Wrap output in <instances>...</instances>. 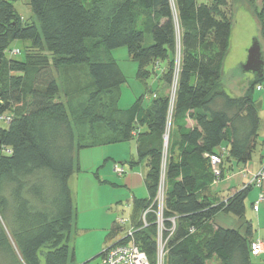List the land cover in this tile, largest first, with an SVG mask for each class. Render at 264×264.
<instances>
[{
	"label": "trees",
	"instance_id": "trees-1",
	"mask_svg": "<svg viewBox=\"0 0 264 264\" xmlns=\"http://www.w3.org/2000/svg\"><path fill=\"white\" fill-rule=\"evenodd\" d=\"M16 1L0 0V121L7 125L0 128V264H75L68 180L78 154L134 136L147 198H133L130 218L149 264H156L152 212L162 169L165 230L174 221L163 264H255L251 225L242 234L213 220L219 212L243 220L251 187L224 201L206 194L215 181L208 156L221 158V180L231 164L251 160L261 124L253 92L264 72L238 96L222 85L230 1L240 0H28L29 23ZM247 3L264 46V1ZM15 41L26 42L22 60L11 57ZM118 48L136 63L137 80L151 76L161 85L147 90V104L141 95L119 107L125 77L112 56ZM222 144L225 155L217 152ZM141 206L140 213L151 209L145 227L133 215ZM111 232H122L115 221Z\"/></svg>",
	"mask_w": 264,
	"mask_h": 264
},
{
	"label": "rangeland",
	"instance_id": "rangeland-1",
	"mask_svg": "<svg viewBox=\"0 0 264 264\" xmlns=\"http://www.w3.org/2000/svg\"><path fill=\"white\" fill-rule=\"evenodd\" d=\"M85 1L90 2L91 0ZM197 2L209 4L211 0H197ZM230 2L232 29L229 50L223 64L222 84L227 82V79L231 82L233 78L241 80L242 76H253L250 73H242L238 67L241 66L239 65V59L244 58L243 62H245L246 50L249 48L252 39L258 36L255 21L246 11V9L249 12L251 10L247 0ZM239 3H242L241 5L246 9L239 7ZM14 7L24 22L29 23L33 20L28 0H18L14 3ZM252 32L254 35L250 37ZM25 46L26 42H12L9 49H18L21 54L11 57L15 60H22L24 54L22 51ZM262 55L264 57V51ZM6 56L9 57V54L6 53ZM112 56L125 77V84L121 87L119 107H129L132 101L141 95L145 97L144 102L148 101V97L152 95L147 90L154 91L156 85H159L157 78L152 79L150 76L143 81L137 80L135 78L137 65L128 58L126 48L113 50ZM173 91L174 85H170L168 87L170 98L173 97ZM259 94V92L254 91V98L257 99ZM6 126L5 122L0 121V128L4 129ZM131 161L135 163L132 169L129 167ZM78 165V170L68 180L74 208V221L69 246L74 252L75 264H82L120 238L121 233L111 232V224L116 219L131 214L126 207L130 199L132 207L133 198L129 197L130 193L135 198H145L147 196L144 186V176L147 169L145 161L137 163L134 139L124 143L81 150L78 154ZM114 166L122 167L125 174L118 176L114 172ZM132 171L140 173L143 179L135 175L129 177L130 181L133 182V191H130L123 186V179ZM142 208L141 206L139 209L134 210L135 219L142 214L140 213ZM147 218L146 216L145 219L149 221ZM215 222L220 226L235 229L239 220L233 215L220 213L215 218ZM154 224L156 225V220H154ZM252 260L255 264H262L260 258L253 257Z\"/></svg>",
	"mask_w": 264,
	"mask_h": 264
},
{
	"label": "crops",
	"instance_id": "crops-1",
	"mask_svg": "<svg viewBox=\"0 0 264 264\" xmlns=\"http://www.w3.org/2000/svg\"><path fill=\"white\" fill-rule=\"evenodd\" d=\"M262 1L264 0H256V5L260 6ZM241 4L242 3H239L238 6L244 7ZM246 11L252 17L249 10L246 9ZM253 35L254 33L252 32L250 34V37H252ZM243 59L242 60L239 59L240 61L239 65L244 63ZM239 68L240 67H238V69ZM222 76H223V72H222ZM253 79L254 77L251 75L245 76V77L242 76L241 80H238V78L237 79L233 78L230 82L227 79V82L223 83L222 85L229 94L233 96H238L246 89V87H248V85L253 81ZM263 84L264 82L259 86L260 87L259 90L257 89L255 90L260 93L259 95H257V99L254 98L253 96V99L255 101L254 105L257 109L259 118L261 120V124H260L257 144L253 152L252 158L249 162H247L244 165L234 164V163L231 164L230 168L225 170L224 177L221 180L217 181L216 183L211 184L210 187L207 189L206 194L209 196V198L216 196L219 198V200H222V201L226 200V198L232 195L234 192L243 189L244 185L248 183V180L251 178V176L254 175L262 167L264 163V85ZM160 88H161L160 84L156 86V90L159 91ZM134 100L132 102H134ZM147 103L148 102H146V104ZM122 109H125V108H122ZM191 126H192V122L188 121V127H191ZM171 138L172 140L176 139V134L172 133ZM133 139L135 141V150H136V137L134 136ZM226 149H227L226 145L222 144L220 147L217 148V152L220 153L221 151L223 150L225 151ZM134 175L142 177L140 173H135L132 171L131 174L127 175L123 179V186L130 191H133L132 190L133 182L130 181L131 179L129 177H132ZM260 192H263L264 194V182L261 188H256V187L250 188L247 198L245 200L244 219L243 220L238 219L239 222H238V225L235 226V229H237L240 233L243 234L245 232V222H247L251 225V228H252L251 238L252 239L259 238L264 242V201L258 206L257 211L252 210V204L257 199ZM129 197L135 198L132 193H130ZM145 198H147V196ZM135 199H144V198H135ZM219 214L220 212L217 213L215 217L213 218L214 224L217 226H220V225H218L215 222V218ZM256 258H260V263L264 264V253Z\"/></svg>",
	"mask_w": 264,
	"mask_h": 264
},
{
	"label": "built area",
	"instance_id": "built-area-1",
	"mask_svg": "<svg viewBox=\"0 0 264 264\" xmlns=\"http://www.w3.org/2000/svg\"><path fill=\"white\" fill-rule=\"evenodd\" d=\"M11 55H17L18 50L12 49L10 51ZM257 89L259 90L260 87L258 86ZM8 120V118H6ZM225 151L223 150L221 155H225ZM209 162L212 174L214 176V183L219 181L220 177V167H221V158L218 155H209ZM164 163V160H163ZM161 170L160 179L157 185L156 195L154 198V202L157 205V210L154 213L155 220H156V264H163V257L165 254V245L168 237L173 233L174 230V221H171V228L165 230L163 226V217H162V206H163V193H164V173ZM114 172L118 176H122L125 174V171L122 167L114 166ZM264 182V163L262 167L251 176L248 180V183L244 185V187H256L261 188ZM264 201V194L260 192L257 199L252 204V210L257 211L258 206ZM126 207L128 211L131 209V199L127 202ZM151 212L149 209L142 212L140 215V222L142 223L143 227H145L146 219L145 217L147 214ZM118 227L121 228V236L118 240L115 241L114 244L110 245L109 247L103 249L101 254L94 260L90 262H86L85 264H149L147 257L145 254L139 250L137 245L134 242L133 234L136 228L132 225V221L130 218V214L126 215L125 217H120L115 220ZM168 233V237L165 239L164 235ZM250 253L253 257H259L264 253V242L259 239H253L250 243Z\"/></svg>",
	"mask_w": 264,
	"mask_h": 264
},
{
	"label": "water",
	"instance_id": "water-1",
	"mask_svg": "<svg viewBox=\"0 0 264 264\" xmlns=\"http://www.w3.org/2000/svg\"><path fill=\"white\" fill-rule=\"evenodd\" d=\"M264 46L260 44L257 38H253L249 48L246 50L245 62L241 64L242 73H250L253 77H261L264 72V60L262 52ZM167 137H165V144Z\"/></svg>",
	"mask_w": 264,
	"mask_h": 264
}]
</instances>
